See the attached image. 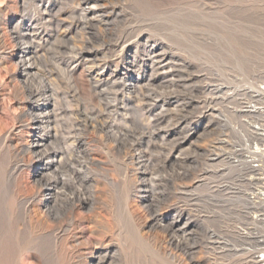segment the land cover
I'll return each instance as SVG.
<instances>
[{"label": "rangeland", "instance_id": "374dc122", "mask_svg": "<svg viewBox=\"0 0 264 264\" xmlns=\"http://www.w3.org/2000/svg\"><path fill=\"white\" fill-rule=\"evenodd\" d=\"M262 79L264 0H0V264H244L206 150Z\"/></svg>", "mask_w": 264, "mask_h": 264}, {"label": "bare ground", "instance_id": "6f19581e", "mask_svg": "<svg viewBox=\"0 0 264 264\" xmlns=\"http://www.w3.org/2000/svg\"><path fill=\"white\" fill-rule=\"evenodd\" d=\"M23 35H26V37L31 40L22 42L19 55L20 60L18 63L22 68L23 75L28 76L31 68L34 66L33 59L35 58L34 53L36 52L34 39L38 38L39 35L36 25L34 24L33 26L31 25L28 27L26 29V33ZM88 57V55L80 56V58L83 60H88ZM97 76H101L100 72L97 74ZM98 79H100V77ZM260 82L264 83V79H262ZM231 94L235 93L232 92ZM244 95L248 96V98L246 97V100L252 99L251 101H255L254 110L253 113H251L253 114L252 117L257 118L258 120L264 119V106H262L264 105V92L263 90H260V86L249 85L247 91L243 93V96ZM30 96L35 99L36 105L40 110L39 113H33L31 115V128L39 129L43 133L36 135V140L29 144L28 148H36L37 151L40 152L39 157L41 161L46 159L44 160V163L50 167L59 162L57 157L58 152H49V149L48 151H46V149L41 151L39 147L47 145L45 144V140L47 138L49 139L54 137L55 135L51 134V132L48 130V125H46V123H48L50 120V105L55 100L54 91L52 90L51 86H44L42 89L31 91ZM42 97H44L46 102L40 104L39 101L42 100ZM258 105H260V107H258ZM221 115L222 119L220 122V127L229 129V123L232 122L231 119L224 117L225 114L221 113ZM238 118H240L239 115ZM236 126L237 125L230 127L232 130L234 129L233 132H235ZM240 128L242 130L244 140L251 141L252 139L257 141V148L259 151L261 150L264 152V130L259 131L250 129L248 128L247 124H245V126L240 125ZM235 133L233 134L236 136ZM222 135H227L228 137V143L224 145L225 150L235 154V158L237 160L230 161L233 162V165L231 163L228 164L227 172H220L218 169L219 164L211 162L212 160L208 158L211 155V150H206V162L209 167L207 174L210 176V179L213 180V182H211V187H215V189H213L214 192L219 191L222 186L221 183H224V186L226 189H228V193L232 192L230 190L233 188L237 189L235 191V193H237V196L235 197L237 200L227 196L222 199V204H219V206H221L223 209H225L224 207L233 206L232 208H228V211H224L226 215L223 214V216L227 219L231 218L234 221V232L237 241L235 250L243 255L244 264H264V258L261 257V255L264 254V198L261 197V193L264 195V154L262 152L259 154L252 153L249 150V146L247 144L242 145L241 149L239 148V150L235 151L234 146L237 141L233 140L231 134L229 135L228 133H225ZM81 139L76 137L74 141L72 140L73 143L71 146L76 147L78 144L82 145L84 142ZM217 147L219 146H216L214 149H212V151L217 150ZM254 161L258 162V164L253 165L252 162ZM236 173L237 176H235ZM45 182V185H50V194H53L52 191L59 184H63L64 186L63 181L56 179L53 182L52 177ZM238 182L240 183L238 184ZM253 196L255 199H252Z\"/></svg>", "mask_w": 264, "mask_h": 264}, {"label": "built area", "instance_id": "2783aa9c", "mask_svg": "<svg viewBox=\"0 0 264 264\" xmlns=\"http://www.w3.org/2000/svg\"><path fill=\"white\" fill-rule=\"evenodd\" d=\"M257 86H260V90L261 91L263 90V92H264V83H260ZM251 100L252 99H247L246 101H244L242 103V105L240 106V108L235 112L236 116L238 117V115H239L240 118H238V121L236 123L237 126L235 127L236 133L235 132L234 133L236 134V136L233 134L232 138L234 141H237L235 146H234L235 151L239 150V148L241 149L242 145L247 144L249 146V150L252 153L259 154L262 151L261 150L259 151V149L257 148V141L252 140V139H251V141L244 140L243 133H242V130L240 128V125L245 126V124H247L248 128H250V129L259 130V131L264 130V119L260 118L261 120H258L257 118L252 117L253 114H251V113H253L255 101H251ZM262 106H264V105H262ZM258 107H260V105H258ZM233 131H234V129H233ZM227 139H228L227 135L226 136L221 135V137H219L218 140L214 141V145H212V147L210 149L211 155L208 157L212 160L211 162L219 164L218 169L220 172H227L228 171V164L231 163L233 165V162H230V161L237 160L235 158V156H236L235 154L225 150V148H224L225 147L224 145H226V143H228ZM216 146H219V147H217V150L212 151V149H214ZM262 153L264 154V152H262ZM252 163H253V165L258 164V162H256V161H254ZM235 176H237V173ZM239 183L240 182H238V184ZM221 185L222 186H221L220 190L215 191V194L218 193V197L221 200L220 204H222V199L227 197V196H230L231 198L237 200V198H235L237 196V193H235V191L237 189L233 188L230 190L232 192L228 193L227 192L228 189H226V187L224 186V183H221ZM211 189H215V187H212ZM258 190H260V189H258ZM261 197L264 198V195H262V193H261ZM252 199H255V197L253 196ZM214 201H216V200H214ZM261 257L264 258V254H262Z\"/></svg>", "mask_w": 264, "mask_h": 264}]
</instances>
